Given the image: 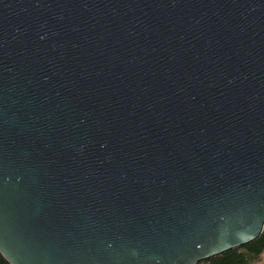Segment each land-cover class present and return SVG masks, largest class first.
<instances>
[{"label":"water","instance_id":"95a60500","mask_svg":"<svg viewBox=\"0 0 264 264\" xmlns=\"http://www.w3.org/2000/svg\"><path fill=\"white\" fill-rule=\"evenodd\" d=\"M263 228L264 0H0L10 264H198Z\"/></svg>","mask_w":264,"mask_h":264},{"label":"trees","instance_id":"16d2710c","mask_svg":"<svg viewBox=\"0 0 264 264\" xmlns=\"http://www.w3.org/2000/svg\"><path fill=\"white\" fill-rule=\"evenodd\" d=\"M264 251V228L260 237L240 248L227 251L198 264H254ZM0 264H10L0 253Z\"/></svg>","mask_w":264,"mask_h":264},{"label":"snow or ice","instance_id":"6c2138e0","mask_svg":"<svg viewBox=\"0 0 264 264\" xmlns=\"http://www.w3.org/2000/svg\"><path fill=\"white\" fill-rule=\"evenodd\" d=\"M245 242H247V241H245ZM229 247H231V245H229ZM224 250H227V248H225V247H223V246H218V247L216 248L215 252H212V251L210 250V254H216V253H218L219 251H224Z\"/></svg>","mask_w":264,"mask_h":264},{"label":"rangeland","instance_id":"374dc122","mask_svg":"<svg viewBox=\"0 0 264 264\" xmlns=\"http://www.w3.org/2000/svg\"><path fill=\"white\" fill-rule=\"evenodd\" d=\"M254 264H264V251L261 254V256L259 257V260L257 262H255Z\"/></svg>","mask_w":264,"mask_h":264}]
</instances>
